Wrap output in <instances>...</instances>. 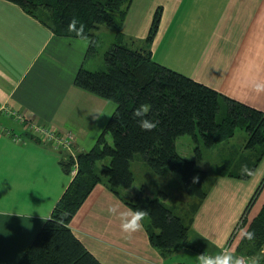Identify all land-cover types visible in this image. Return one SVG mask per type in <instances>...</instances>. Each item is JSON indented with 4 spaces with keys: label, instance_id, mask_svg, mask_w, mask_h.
<instances>
[{
    "label": "crops",
    "instance_id": "1",
    "mask_svg": "<svg viewBox=\"0 0 264 264\" xmlns=\"http://www.w3.org/2000/svg\"><path fill=\"white\" fill-rule=\"evenodd\" d=\"M158 7L161 20L150 45L155 61L264 111V90L256 89L258 83L264 84V0H132L121 29L127 45L145 44ZM89 47V38L57 35L20 5L0 0V264H18L76 174L77 169L67 173L60 161L91 149L116 109L115 101L75 84ZM39 125L73 134L72 149L59 150L45 142L34 131ZM107 139L112 143L111 135ZM109 162L110 158L103 159L98 166ZM132 163L153 173L139 155L131 169ZM228 172L232 171L211 180L193 214L189 223L193 248L164 255L149 240L147 220L129 235L121 229L119 216L108 211L112 204L119 206L118 212L133 210L123 197L129 199L142 188L149 197L164 193L163 201L177 207L169 183L151 191L146 184L133 183L122 189L123 197L105 181L98 183L70 227L103 264H200L202 253L216 256L224 250L239 257L241 222L259 213L264 197L256 206L251 176ZM167 173L185 189L177 173L164 169L156 175ZM183 200L195 198L186 193ZM249 263L262 264L252 258Z\"/></svg>",
    "mask_w": 264,
    "mask_h": 264
},
{
    "label": "trees",
    "instance_id": "2",
    "mask_svg": "<svg viewBox=\"0 0 264 264\" xmlns=\"http://www.w3.org/2000/svg\"><path fill=\"white\" fill-rule=\"evenodd\" d=\"M8 1L20 5L57 35L81 37L69 29L70 21L76 18L85 25L83 37L90 39L89 53L96 51L95 31L100 25L113 27L116 33L115 41L104 54L106 68L90 70L81 66L75 77L77 86L115 101L116 109L91 149L78 152L75 159L66 155L60 161L67 173L72 172L77 162L76 174L18 264H103L73 232L70 221L98 183L105 181L113 192L123 197L122 189L130 188L135 180L131 162L136 155H141L157 174H162L166 167L180 174L187 195L195 198L194 207L190 220L186 221L176 212V206L170 207L163 201L164 193L149 197L143 188L129 199L123 197L126 204L133 210H144L149 240L164 255L183 247L193 248L189 241V223L207 195L208 172L178 152L177 139L189 134L199 143L200 133L205 145L212 147L234 136L241 127L249 135L245 147L262 155L264 111L153 59L150 45L159 27L161 7L154 13L145 44L136 48L125 43L121 30L132 0ZM142 104L149 108L146 115L158 122L151 130L142 129L137 122L139 118L133 114ZM107 135L112 136V143ZM196 151L201 154L198 147ZM106 158L110 162L99 167L98 163ZM230 161L218 166L217 174L227 172ZM257 162H253L251 171ZM228 173L249 176V173ZM243 221L248 225L246 231L254 235L249 239L244 233L237 252L240 255L248 246L247 256L251 258L264 243V204L251 221L246 218ZM249 245L252 246L249 248ZM254 261L264 264V254L256 256Z\"/></svg>",
    "mask_w": 264,
    "mask_h": 264
},
{
    "label": "rangeland",
    "instance_id": "3",
    "mask_svg": "<svg viewBox=\"0 0 264 264\" xmlns=\"http://www.w3.org/2000/svg\"><path fill=\"white\" fill-rule=\"evenodd\" d=\"M42 14L44 16L46 15L44 13ZM95 33L98 36L96 51L89 53L85 67L88 69H92V70H99V69L106 68L104 54L115 41L114 39L115 29L108 25L102 24L100 25L99 29L95 31ZM101 62H102V65H104L102 68H100V66H96L97 64ZM248 137L249 135L247 133V130L245 128L238 127L235 131L234 136H232L231 138L223 142L217 143L212 147H207L205 145L200 133H199V139H200L199 143H197L194 137L189 134L180 136L178 138L179 140L177 139L178 141L177 143H179L178 148L180 149V151L183 153L185 157H188L191 160L193 159L194 161H196V166L198 168L206 170L208 172V179L205 185V189L207 188V186H209L211 180L214 179L216 175H218L216 169L218 166L223 164L226 158L234 162L235 165L229 167L230 171H232L234 174L239 175V174L249 173V176L244 177V178H249L251 176L252 179L251 178L249 179L254 181L255 185L253 187L251 195L255 191V194L253 195L254 197L253 200H255V203L257 202L256 203V206H257L259 205V202H261V200L264 197V192L262 191L263 186H264V158L262 160V157L264 153L260 155L258 154V152L245 147ZM180 140H186V142L182 144L183 141H180ZM197 147L200 149L201 154H199L196 151ZM188 150L190 151L187 152ZM249 150H251V153L248 154L247 152ZM258 157H260L259 160H257ZM244 161H246L247 163H245ZM255 161H258L257 163L261 161L260 165L258 166L256 170L254 167V169L251 171L252 164ZM74 169L75 168H73V170ZM165 169L170 170L167 167ZM132 170L135 174L134 184L135 185L138 184V186L141 185V187L142 185L146 184L149 188V191L154 190L155 188L157 189L158 187H161L162 185L167 186V184L169 183V188L174 193L173 195L175 197L174 200H176L178 203L177 209L179 210V212H181V214L183 215L186 221L190 220L191 215H192V208L194 207L195 200L189 201V202H186L183 200V198L186 197V191L185 189H182L183 187L181 188L180 186L181 183H177L174 179H172L168 175V173L165 174L164 177H160V176H157L156 175L157 173H155L154 171L151 170L153 173H149V171H145L141 169L140 167H138L137 164H134V163H132ZM255 208L249 213V216H252L254 214ZM247 226L248 225H245L244 221L241 222V225L239 227L240 230L238 234H242V233L244 234L245 231L247 230ZM242 229L244 231H242ZM251 246L252 245H249V248ZM261 250H264V243L262 244L261 249L259 250L258 254L251 257L252 260H254L256 256L264 254V252ZM247 251H248V246L243 248V252H241L239 257L245 258L249 262L251 258L247 256L248 255Z\"/></svg>",
    "mask_w": 264,
    "mask_h": 264
},
{
    "label": "clouds",
    "instance_id": "4",
    "mask_svg": "<svg viewBox=\"0 0 264 264\" xmlns=\"http://www.w3.org/2000/svg\"><path fill=\"white\" fill-rule=\"evenodd\" d=\"M78 23L79 27H77ZM69 29L71 31H75L78 36L83 37L85 25L79 22L76 18H73L69 23ZM256 89L257 91L264 90V84L258 83L256 85ZM148 112V106L146 104H142L137 107L133 113L135 117L139 118L137 122L140 127L145 130H151L152 128L156 127V124L158 123L146 115ZM118 207L119 206L117 204H112L109 206L108 211L109 213L117 214L119 216L121 220L120 227L125 233L131 235L143 227L142 221L146 214L144 210L136 208L131 211L125 210L118 212ZM242 231L244 230L242 229ZM245 235L251 239L254 233L251 231H245ZM199 261L200 264H246L242 258L234 257L233 254L228 250H224L216 256H208L207 254L202 253L199 256Z\"/></svg>",
    "mask_w": 264,
    "mask_h": 264
},
{
    "label": "built area",
    "instance_id": "5",
    "mask_svg": "<svg viewBox=\"0 0 264 264\" xmlns=\"http://www.w3.org/2000/svg\"><path fill=\"white\" fill-rule=\"evenodd\" d=\"M11 115L13 114L15 117H21L20 114L16 113V112H9ZM24 119L21 118V121H23ZM32 127V126H31ZM36 132L41 134V138L47 142L52 144L55 148L59 149V150H64V149H68L71 150L73 145H74V136L73 134H71L70 132H66V133H59L57 130H55L54 128L48 127V126H35L34 128ZM19 140H21L20 137H18ZM77 162L75 163V169H77ZM241 258V257H239ZM246 264H249L248 260L245 258H242Z\"/></svg>",
    "mask_w": 264,
    "mask_h": 264
}]
</instances>
